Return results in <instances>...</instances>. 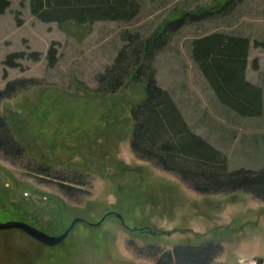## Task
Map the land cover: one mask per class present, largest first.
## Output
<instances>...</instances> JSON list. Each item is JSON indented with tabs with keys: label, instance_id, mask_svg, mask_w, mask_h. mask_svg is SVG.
<instances>
[{
	"label": "rangeland",
	"instance_id": "rangeland-1",
	"mask_svg": "<svg viewBox=\"0 0 264 264\" xmlns=\"http://www.w3.org/2000/svg\"><path fill=\"white\" fill-rule=\"evenodd\" d=\"M135 1L127 21L45 22L31 13L30 0H10L0 13V89L18 78L36 83L0 101V115L24 150L21 158L0 151V222L24 221L57 235L82 218L53 248L19 229L0 230V264H156L139 248L153 243L171 251L210 241L220 251L209 264H264V201L243 190L196 192L175 173L138 159L129 145V106L142 99V86L93 91L124 29L147 35L194 13L156 53V80L189 128L226 156L228 171L264 169V0ZM201 9L207 13L198 15ZM215 30L249 37L245 77L262 90L260 115L244 117L221 104L193 62L191 40ZM51 45L56 62L49 66ZM20 51L40 57L19 60L3 78V58ZM107 212L120 213L124 224L112 215L92 225ZM142 226L152 234L132 230Z\"/></svg>",
	"mask_w": 264,
	"mask_h": 264
},
{
	"label": "trees",
	"instance_id": "trees-1",
	"mask_svg": "<svg viewBox=\"0 0 264 264\" xmlns=\"http://www.w3.org/2000/svg\"><path fill=\"white\" fill-rule=\"evenodd\" d=\"M9 5L10 0H0V13ZM137 6L135 0H30V11L39 20L58 23L67 19H73L76 24L100 19H125L134 15ZM205 13L207 11L201 9L198 15ZM186 14L164 22L147 35L124 29L123 44L113 61L103 72L96 74L97 87L93 91L112 95L127 82L142 86V99L129 106V145L138 159L175 173L196 192L243 190L264 201V169L238 168L228 171L226 156L189 128L169 92L156 80L155 55L165 47L170 34L183 25L185 16L194 17V13ZM254 41V44L261 45ZM249 48V37L216 30L194 37L190 48L193 62L216 99L244 117L260 115L263 107L261 88L245 77ZM39 57L37 51L6 54L2 60L3 78H6V68L20 66L19 60L27 58L37 61ZM46 57L47 64L54 65L56 50L53 45L48 48ZM252 65L257 68L255 61ZM31 84L36 83L23 78L8 80L0 89V101L11 98L18 90ZM0 151L19 158L24 154L2 115ZM70 182L81 183L79 180ZM57 226L59 230L65 229L66 221L58 222ZM132 230L152 234L147 226ZM219 251L220 245L210 241L197 246L175 245L171 251L160 250L158 245L150 243L137 252L155 260L156 264H209Z\"/></svg>",
	"mask_w": 264,
	"mask_h": 264
},
{
	"label": "water",
	"instance_id": "water-1",
	"mask_svg": "<svg viewBox=\"0 0 264 264\" xmlns=\"http://www.w3.org/2000/svg\"><path fill=\"white\" fill-rule=\"evenodd\" d=\"M109 214L114 215L120 220L122 224H124L123 217L121 216L120 213L107 212L98 222L92 225L100 224V222L104 220V218ZM81 220L82 218L73 219L68 225V227L63 232L57 235L48 234L44 232L43 230H40L29 223H26L24 221H19V220L0 222V230L19 229L23 231L26 235L31 237L32 239L44 244L45 246L51 247V246L61 244L64 241V239L67 237V235L69 234L73 226Z\"/></svg>",
	"mask_w": 264,
	"mask_h": 264
},
{
	"label": "crops",
	"instance_id": "crops-1",
	"mask_svg": "<svg viewBox=\"0 0 264 264\" xmlns=\"http://www.w3.org/2000/svg\"><path fill=\"white\" fill-rule=\"evenodd\" d=\"M132 18V15L129 16V18H125V19H100V20H94L93 22H97V21H104V20H115V21H127L129 19ZM70 20H73V19H67L65 20L64 22H67V21H70ZM54 22V21H53ZM92 23V22H91ZM82 24H88V23H82Z\"/></svg>",
	"mask_w": 264,
	"mask_h": 264
}]
</instances>
